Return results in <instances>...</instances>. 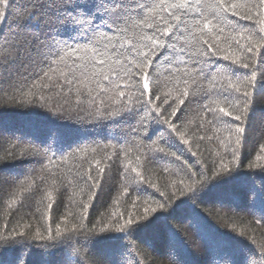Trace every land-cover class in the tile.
Masks as SVG:
<instances>
[{
  "label": "trees",
  "instance_id": "1",
  "mask_svg": "<svg viewBox=\"0 0 264 264\" xmlns=\"http://www.w3.org/2000/svg\"><path fill=\"white\" fill-rule=\"evenodd\" d=\"M39 2L44 5L43 11H55V8H49V0ZM25 6L29 9L32 7L29 0H16L14 14L0 22V57L6 51L5 45L16 39L32 40L38 36L48 43L52 40H66L72 35L69 27L57 26L51 31L45 28L30 31L18 38L14 35L18 30L14 21L17 16L25 15ZM255 12L256 9L253 8L254 20ZM254 20H238L240 27L235 32L225 28L222 39L227 37L231 40L235 36L240 44H246L247 41L239 34L245 29L243 36L253 35V43H259V38L254 35ZM138 37L139 29L130 28L125 34V40H132L133 43L137 42ZM204 39L217 43L214 35ZM84 43L86 41H80V44ZM227 49L228 44L220 42L213 60L223 64L226 62L219 58L232 54L241 56L242 62H247L235 43H232L230 52ZM43 51L44 49H32L29 52L20 50L15 63L0 59V234L15 230L27 232L30 236L37 232L47 235L48 227L55 234L58 227L63 231L72 229L73 225L78 226L79 223L96 231L106 225L114 229L123 219L142 215L145 207H157L158 203L163 202V194L168 199L187 202L153 229L150 248L138 242L140 248H134L133 252L141 264H147V260L153 259L155 264H212L213 261L215 264H224L228 259L234 264H244L245 257L252 252L256 253V264H264V256L259 254L260 246L264 245V220L261 219L264 200L253 199L254 194L250 192L253 185L259 189L264 183V173L256 168L251 174H247L249 163L264 165V159L256 160L257 156L264 157V92L255 97L246 139L241 153H238L242 160L241 168L246 174L207 195L200 196L197 193L193 196L185 186L199 180L200 176H187L175 162H151L153 154L147 146L164 147L166 151L176 152L181 161L194 165L191 170L195 173L203 171L211 176L213 171H219L221 160L233 167L231 161L236 147V124L230 132L223 123L214 121L213 116L205 112L204 105L224 107L232 111L233 115H238L243 109L242 104L233 107L237 103L235 99L225 101L222 96L209 95L207 92L200 94L208 95V99L200 100L197 95L199 89L193 85V78L184 71V65L162 63L158 66L157 74L152 77L155 84L150 87L154 88L156 95L163 98L170 96L172 99L185 89L188 90L189 102L174 123L184 139L188 140V145L184 148H190L192 153H196L195 157L176 144H153L159 133L152 140H141L140 137L133 140L130 137L131 142L127 144L117 142L112 137H118V131L109 133L107 128L92 121L88 113H94V108L89 107L87 90L78 93L76 88L82 86L62 87L64 78L60 76V72L65 69L62 65L51 64L52 58L41 63ZM44 72L49 73L51 80L44 76ZM238 79L240 78H232L234 82ZM199 83L204 89L209 87L208 81ZM10 84H16L17 87L11 88ZM243 90L245 89L242 88ZM129 95L134 96L135 92L131 91ZM232 95L234 97L236 94ZM92 96L95 97L96 106L102 109L120 106V100L114 91H109L104 96L93 92ZM127 102L125 99L124 103ZM156 102L162 103V100ZM123 127L127 129L128 125ZM50 133L58 136L59 140L52 147H48ZM69 145H72L71 149L68 148ZM32 146L38 147L42 154L38 158L39 162L30 160L28 153L24 151ZM77 146L80 151L71 155ZM61 148L65 150L59 151ZM114 148L120 150L118 159L114 158L115 163L107 158ZM213 160L216 162L215 168ZM109 164L112 165L110 169ZM99 168L106 169L107 183L93 201L96 189L90 187L91 182L85 177L90 169L93 176H98ZM132 168L144 175L149 185L154 184L156 187L148 186L142 191L138 190L139 177L136 173L129 172L128 176L124 174V169ZM130 177H135V180ZM181 191L186 192V196H181ZM49 204L52 205L51 209ZM84 205H89L87 212ZM82 215L86 218L81 219ZM111 247L106 243L98 244L94 253L105 260V264H110L112 257L106 256V252ZM47 251L52 254L41 256V250L33 248L27 259L30 264H41L42 260H47L49 264H60L64 253L54 249ZM19 254L14 250L0 254V264H11ZM128 264H134L131 257Z\"/></svg>",
  "mask_w": 264,
  "mask_h": 264
},
{
  "label": "snow or ice",
  "instance_id": "2",
  "mask_svg": "<svg viewBox=\"0 0 264 264\" xmlns=\"http://www.w3.org/2000/svg\"><path fill=\"white\" fill-rule=\"evenodd\" d=\"M29 3L32 7L29 9L25 6V15L17 16L14 21L18 29L14 33L15 36L19 38L24 33L39 31L40 28L51 31L57 26L69 27L72 35L66 40H52L48 43L40 40L38 36L32 40L16 39L5 45L6 51L0 59L15 63V57L20 54V50L29 52L32 49H44L41 63L52 58L51 64L63 66L65 71L60 72V76L64 78L62 87L82 86L76 88L78 93L87 90L89 107L94 108V113H88L92 121L102 128H107L109 133L118 131L120 135L112 137L117 142L123 141L127 144L131 142L130 137L133 140L136 137H140L141 140H152V137L159 133L158 139L154 140L153 144H176L178 148L189 151L190 155L195 157L196 153H192L190 148H184L188 145V140L184 139L174 123L175 119L180 118L178 114L182 115L183 107L189 102L188 90L185 89L172 99L170 96L163 98L156 95L154 88L150 87L155 84L152 77L157 74L160 64L184 65V71L193 78V85L199 89L197 95L200 100L208 99V95L200 94L207 92L209 95L222 96L225 101L235 99L237 103L233 107L243 105L238 115H233L232 111L224 107L212 108L204 105L205 112L212 115L214 121L223 123L230 132L236 124L234 129L236 147L232 152L231 161L234 166L230 167L229 163L221 160L219 171H213L211 176L203 171L195 173L191 170L194 165L181 161L180 155L176 152L166 151L164 147L152 148L148 145L149 152L153 154L151 162L157 164L175 162L187 176L199 175V180L185 186L187 192L192 193L193 196L197 193L200 196L207 195L246 174L241 168L242 160L238 153H241L246 139L248 122L254 111L255 97L264 92V0H251V2L250 0H242V2L241 0H159V2L49 0V8H55V11L49 12L43 11L44 5L39 0H29ZM15 7L16 0H0V22L13 15ZM253 8L256 9L255 20L252 14ZM245 9L247 10L244 11ZM238 20H254V35L259 38V43H253V35L244 37L245 29L239 34L247 41L246 44H240L235 36L231 40L227 37L222 39L225 28L235 32L240 27ZM130 28L139 29L136 43L125 40V34ZM213 35L217 41L215 44L209 42V39H204ZM81 40L86 43L80 44ZM220 42L228 44L229 52L232 43H235L243 52L247 62H242L241 56L232 54L219 58L226 62L223 64L213 60L219 50ZM240 69L246 71L240 72ZM44 76L51 80L48 72H44ZM233 77L240 79L234 82ZM201 81H208L209 87L204 89L199 83ZM184 83H187V80H184ZM9 87L15 88L17 85L10 84ZM242 88L245 90L242 91ZM109 91L117 93L120 106L103 109L97 107L92 93L96 92L98 96H104ZM131 91L135 92L134 96L129 95ZM232 94L236 95L233 97ZM125 99L127 103H124ZM161 100L162 103L156 102ZM241 124L243 126H240ZM124 125H128V128L125 129ZM54 142H59L58 136L50 133L48 147H52ZM68 148L71 149L72 145ZM64 150L59 149L61 152ZM24 151L28 153L30 160L37 162L42 156L36 146ZM79 151L77 146L70 154L74 155ZM119 151L114 148L107 157L108 160L115 163L114 158L118 159ZM137 159L139 160V157ZM262 159L264 157H256L257 161ZM212 164L215 168V160ZM111 166L109 164V169ZM247 168L249 170L247 174H251L256 168L264 173V165L261 164L249 163ZM98 171L99 175L93 176L90 169L85 177L91 182L90 187L96 189L93 193V201L107 183L106 169L99 168ZM129 172L136 173L139 177L138 190L142 191L148 186L156 187L154 184L149 185L144 175L137 173L135 168L124 169L125 176H128ZM130 179L135 180V177ZM250 192L254 194L253 199L264 200V183L259 189L253 185ZM181 196H186V192L181 191ZM161 199L163 202L158 203L157 207H145L142 215L123 219V222L117 223L114 229L106 225L96 231L94 228H87L84 223H79L78 226L73 225L72 229L63 231L58 227L55 234L51 227H48L47 235L37 232L30 236L24 231L7 232L6 230L7 234H0V254L14 250L20 254L15 256L11 264H30L27 255L33 248L40 249L41 256L51 255L52 252L47 250L54 249L64 253L60 264H105V260L94 253V248L98 244L106 243L112 245L106 252V256L112 257L110 264H128L130 257L134 264H141L133 252L134 248H140L138 242L150 248L153 229L162 220L179 211L187 202V200L174 201L164 197L163 194ZM48 207L51 209L52 205L49 204ZM84 208L87 212L89 205H84ZM85 218L81 216V219ZM261 219L264 220V214ZM172 231L175 234V230ZM259 254L264 256V245L260 246ZM145 255L147 256V253ZM41 264H49V262L42 260ZM147 264H155L154 259L147 260ZM212 264L215 262L213 261ZM224 264H234V262L228 259ZM244 264H256V253L252 252L246 256Z\"/></svg>",
  "mask_w": 264,
  "mask_h": 264
},
{
  "label": "rangeland",
  "instance_id": "3",
  "mask_svg": "<svg viewBox=\"0 0 264 264\" xmlns=\"http://www.w3.org/2000/svg\"><path fill=\"white\" fill-rule=\"evenodd\" d=\"M189 261V260H188Z\"/></svg>",
  "mask_w": 264,
  "mask_h": 264
}]
</instances>
